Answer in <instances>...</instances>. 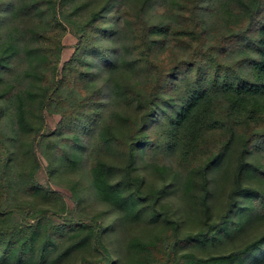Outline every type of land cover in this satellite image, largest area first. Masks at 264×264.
<instances>
[{
	"label": "trees",
	"instance_id": "1",
	"mask_svg": "<svg viewBox=\"0 0 264 264\" xmlns=\"http://www.w3.org/2000/svg\"><path fill=\"white\" fill-rule=\"evenodd\" d=\"M0 264H264V0H0Z\"/></svg>",
	"mask_w": 264,
	"mask_h": 264
},
{
	"label": "rangeland",
	"instance_id": "2",
	"mask_svg": "<svg viewBox=\"0 0 264 264\" xmlns=\"http://www.w3.org/2000/svg\"><path fill=\"white\" fill-rule=\"evenodd\" d=\"M68 25V31L63 38L64 48L62 50L61 55V65L68 60L75 50V46L77 43V36H76V27L72 22H66ZM60 115L58 114H50L46 111V120L43 127V131L45 133H52L51 138L56 136V128L60 121ZM39 137V136H38ZM46 147H36L37 159L40 162V167L36 173V179L38 182L44 185H51L54 189L60 191L63 197L66 199L69 208H75V200L73 196V191L71 189V179L69 177V172H63L62 168H51L49 161L45 155ZM59 220L60 218L57 217Z\"/></svg>",
	"mask_w": 264,
	"mask_h": 264
}]
</instances>
